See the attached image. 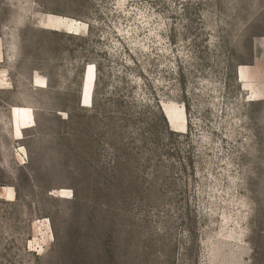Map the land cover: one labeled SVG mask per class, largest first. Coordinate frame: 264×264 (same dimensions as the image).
I'll use <instances>...</instances> for the list:
<instances>
[{
	"label": "rangeland",
	"instance_id": "obj_1",
	"mask_svg": "<svg viewBox=\"0 0 264 264\" xmlns=\"http://www.w3.org/2000/svg\"><path fill=\"white\" fill-rule=\"evenodd\" d=\"M0 264H264V0H0Z\"/></svg>",
	"mask_w": 264,
	"mask_h": 264
},
{
	"label": "bare ground",
	"instance_id": "obj_2",
	"mask_svg": "<svg viewBox=\"0 0 264 264\" xmlns=\"http://www.w3.org/2000/svg\"><path fill=\"white\" fill-rule=\"evenodd\" d=\"M163 111H164V109H163ZM165 112H166V116H167L169 122L174 125L175 124L174 123V120H175L174 113L172 111H169L168 109H165Z\"/></svg>",
	"mask_w": 264,
	"mask_h": 264
},
{
	"label": "crops",
	"instance_id": "obj_3",
	"mask_svg": "<svg viewBox=\"0 0 264 264\" xmlns=\"http://www.w3.org/2000/svg\"><path fill=\"white\" fill-rule=\"evenodd\" d=\"M32 83H33V82H32ZM32 87H33V88H37V87L34 86V83H33ZM39 89H40V88H39ZM80 91H81V88H80ZM79 96H80V98H79L80 104H82V96H81V92L79 93Z\"/></svg>",
	"mask_w": 264,
	"mask_h": 264
}]
</instances>
